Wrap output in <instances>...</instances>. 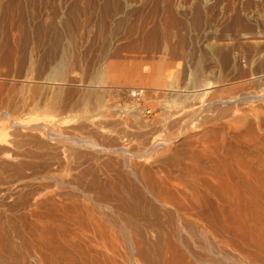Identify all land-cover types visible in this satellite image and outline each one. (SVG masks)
I'll return each mask as SVG.
<instances>
[{"label":"rangeland","instance_id":"obj_1","mask_svg":"<svg viewBox=\"0 0 264 264\" xmlns=\"http://www.w3.org/2000/svg\"><path fill=\"white\" fill-rule=\"evenodd\" d=\"M0 41V219L25 233L51 201L93 208L115 170L264 151V0H0Z\"/></svg>","mask_w":264,"mask_h":264},{"label":"bare ground","instance_id":"obj_2","mask_svg":"<svg viewBox=\"0 0 264 264\" xmlns=\"http://www.w3.org/2000/svg\"><path fill=\"white\" fill-rule=\"evenodd\" d=\"M207 84L202 90L213 88ZM162 91L169 95L181 92L168 85ZM214 104L219 101L211 100L210 105ZM145 111L139 109L153 123L149 125H160L153 130L161 131L164 115ZM114 144L110 151L126 152L125 144ZM165 146V140L153 139L143 149ZM225 153H219L209 168L198 158L187 166L176 154L155 170H115L107 183L96 180L92 185L94 197L86 198L93 208L72 199L68 207L51 201L48 219H31L27 233L25 219H0V264H158V260L159 264H264V151H256L250 163L233 160L235 156L230 159L232 154ZM29 247L37 252H30Z\"/></svg>","mask_w":264,"mask_h":264}]
</instances>
